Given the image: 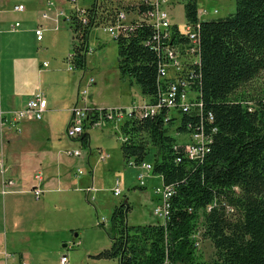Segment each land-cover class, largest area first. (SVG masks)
Listing matches in <instances>:
<instances>
[{
	"label": "trees",
	"instance_id": "1",
	"mask_svg": "<svg viewBox=\"0 0 264 264\" xmlns=\"http://www.w3.org/2000/svg\"><path fill=\"white\" fill-rule=\"evenodd\" d=\"M147 1L112 6L114 0H93L83 12L71 13L73 66L85 68L94 27L115 24L119 11L141 17L151 7ZM179 1L186 22L198 25L200 64L192 67L193 77L187 72L184 79L200 106L186 112L162 108L119 125L127 163H142L152 147L159 149L152 173L173 188L169 214L163 224L128 225L130 205L122 202L110 216V246L91 257L117 264H264V90L250 86L264 70V0H235L233 13L211 20L199 19L197 0ZM127 24L114 37L118 71L156 102L165 40L154 39L147 23L131 18ZM171 32L172 46L185 55L188 37L177 24ZM91 118L94 122L97 115ZM197 132L207 139V151L192 159L186 145L189 134ZM81 136L88 145L89 134ZM200 217L202 236L214 250L209 261L195 256L193 233Z\"/></svg>",
	"mask_w": 264,
	"mask_h": 264
},
{
	"label": "crops",
	"instance_id": "2",
	"mask_svg": "<svg viewBox=\"0 0 264 264\" xmlns=\"http://www.w3.org/2000/svg\"><path fill=\"white\" fill-rule=\"evenodd\" d=\"M51 1L48 10L47 0H0V108L3 111L19 109L36 92H40L47 101L44 119L24 120L19 123L18 130L0 124V166L6 170L4 174L0 172V194L6 197V223L0 231V264H48L46 257L50 252L57 256L67 255L59 249L60 243H63L62 247L72 250L81 242L76 244L73 238L68 240L69 232L73 237L80 233H73L74 229L64 225L61 219H55L57 222L50 227L45 224L36 225V211L46 213L50 203H55L54 208L59 206L57 203H71L73 199L78 203L82 193L87 198L93 189V171L88 185L89 180L77 175L72 168L73 161L67 159V155L78 156L68 154L70 150L64 149L55 134V113L67 112L69 107L77 104L80 90L62 61L63 55L48 54L46 47L41 45L43 34L41 40L36 38L35 30L38 27L43 30V23L52 20L49 11L57 14L60 9ZM19 4L23 5L22 10L15 9ZM35 12L37 15L34 17ZM43 13L48 14L47 18H43ZM19 15L22 18L17 19ZM54 20L57 22L56 18ZM68 117L66 127L71 112ZM81 137L72 138L70 142L77 139L81 141ZM102 152L106 153L98 149L100 158ZM106 155L105 159L109 157L108 153ZM73 172L76 177L71 175ZM37 173L42 176L40 182L34 178ZM156 176L152 175L151 178ZM6 177L16 182V188L2 194L1 181ZM158 179L159 183L156 181L150 184L152 190L162 182L160 176ZM37 186L42 189L38 198L33 192ZM35 230L51 234L46 235L48 239L39 237L34 248H27L31 241L28 233ZM110 244L109 238L108 244L83 249V258L75 264H108L112 259H96L91 256L108 248ZM48 247L51 251H48ZM56 264H59V259Z\"/></svg>",
	"mask_w": 264,
	"mask_h": 264
},
{
	"label": "rangeland",
	"instance_id": "3",
	"mask_svg": "<svg viewBox=\"0 0 264 264\" xmlns=\"http://www.w3.org/2000/svg\"><path fill=\"white\" fill-rule=\"evenodd\" d=\"M53 1L60 9L57 14H55V11H49L52 20L43 23V41L41 45L46 47L48 54L63 55L62 61L67 71H69V75L79 85L80 95L77 104L81 106L84 104L94 105L97 108L106 109L126 108L132 102L151 103L147 97L142 100L143 95L137 84H130L128 79L121 78L117 67V46L114 38L103 25L94 27L89 34L85 68L79 69L73 66L70 56L74 43L68 18L75 10L81 12L83 7H89L93 0ZM124 1L130 0H114L112 6H118V3ZM197 5L201 20L224 18L235 11V0H197ZM164 8L169 13L170 18L178 24V27L184 30L187 23L182 3L179 0H167ZM36 13H34V17L37 15ZM19 16L17 19L22 18L21 15ZM54 18L57 19V22ZM133 18L137 19L138 17L133 14ZM167 68L168 76L176 75L173 67L166 66ZM250 86L255 91L264 90V70L254 78ZM188 97H192V94H189ZM72 107H69L70 109L68 108L67 112L55 113L53 120L55 134L59 137L60 143H63L64 149L80 151L78 157L66 154L67 159L73 161L72 168L77 175L85 176L89 180L88 185H90L91 170L93 171V189L89 192L87 198L85 193H82V198L78 203L73 199L71 203H57L59 206L56 208L53 207L55 203H50L46 213L36 211L35 222L36 225L45 224L50 227L57 222L55 219H61L64 225L71 226L74 229L73 233H80L77 237H73L69 232L70 237L68 240L73 238L76 244L78 241L81 242L74 246L72 250L62 247L63 243H60L59 246L61 251L67 253L69 263L75 264L83 258V249H93L105 243L108 244L107 231L111 226L110 215L112 209L122 202L127 201L130 205L126 218L128 225L161 224L162 220L153 215V208L157 204V199L150 187V184L158 182V175L151 178L152 175L156 174L152 172L148 174L142 165L152 164L154 158H159V149L152 147L142 163L137 165L128 164L123 159L120 150L122 136L119 125L123 120L116 122L103 121L99 124L89 125L84 129V132L89 134V145L82 144L79 139L71 141L73 142L71 145L70 139L72 140V138H68L64 129L69 120L68 116ZM42 119H44V114ZM178 138L184 139L183 136ZM98 149L104 150L109 154V157L102 160L98 156ZM139 174H143L142 186L137 179ZM71 175L76 177L74 172ZM116 179L121 180L119 186L121 193L119 195L113 193ZM5 199V195L0 194V231L6 223ZM80 201H82L81 206ZM200 220L201 217L199 218L197 230L193 233L195 256L198 260L209 261L213 257L214 250L210 240L202 236ZM28 234L31 241L28 243L27 248H34L39 237L48 239L46 235L51 233L35 230V232ZM8 235L10 237V234ZM6 248L10 250L9 247ZM48 251H51L50 247H48ZM60 255L57 256L50 252L46 257L48 264H56L61 257ZM107 263L116 264L114 260Z\"/></svg>",
	"mask_w": 264,
	"mask_h": 264
},
{
	"label": "built area",
	"instance_id": "4",
	"mask_svg": "<svg viewBox=\"0 0 264 264\" xmlns=\"http://www.w3.org/2000/svg\"><path fill=\"white\" fill-rule=\"evenodd\" d=\"M167 0H148L147 3L151 5L143 15V19L147 22H150L155 33L156 40H165L161 45L162 49V59L159 62V73H158V85H159V97L156 102L143 103V102H134L131 103L126 108H97L92 105L84 104L78 105L75 104L71 109V119L66 127V134L70 138H75L81 135L84 132V126L86 125H95L100 122H116L126 119H143L148 116H153L158 114L162 108H167L170 112H186L190 108L195 106H200V103L197 102V94L189 87L188 82L185 81L186 73H189V76L193 77L194 74L192 67L194 65L200 64V56L198 51L199 41H198V32L196 26L189 23L186 24V30L182 32L189 39L188 50L185 55L182 54L178 48L173 47L169 34L171 31L169 13L164 8V4ZM48 10L52 5L51 0H47ZM16 10H22L23 5L19 4L15 6ZM81 12H83L81 10ZM43 18H47L48 14L43 13ZM127 14L124 11H119L117 14V21L112 25H104L110 32L113 37L118 36V30L122 24H125ZM138 17V16H137ZM136 20H139L137 18ZM18 25V23H16ZM37 40L42 39V28L38 27L35 30ZM46 65V63H44ZM166 66H171L176 72V75L168 76V68ZM189 94H192V97H188ZM47 108V101L40 92L34 93L22 107L19 109L11 111H3L0 108V124L1 126H7L8 128L19 129V123L24 120H40L44 111ZM97 115V119L93 122L92 116ZM168 118L166 119V121ZM195 141H194V140ZM191 143L186 145V153L192 159L200 157L204 152L207 151L206 143L207 139L204 137L203 133H195L193 138L190 140ZM68 154L74 156H80L79 150L68 151ZM107 157L106 153H101V159ZM147 168L151 169V165H146ZM5 168L1 165L0 172L6 173ZM34 178L40 182L42 176L40 173H37ZM142 182V178L140 179ZM120 180H115V187L113 189L114 195H119L120 191ZM16 182L10 178H3L1 181V193L5 194L16 187ZM157 188V191L161 193V198H159L158 203L153 208V215L160 218L164 223L169 214V198L173 193L172 186H164ZM37 198L42 193L40 187H35L33 189ZM59 264H69L68 257L66 255H61L59 259Z\"/></svg>",
	"mask_w": 264,
	"mask_h": 264
},
{
	"label": "bare ground",
	"instance_id": "5",
	"mask_svg": "<svg viewBox=\"0 0 264 264\" xmlns=\"http://www.w3.org/2000/svg\"><path fill=\"white\" fill-rule=\"evenodd\" d=\"M82 11H84V10L82 9ZM125 13H126V12H125ZM126 14H127V13H126ZM131 18H133V14H131V13H130V14H127L126 21H125L126 24H122L119 28L116 29V30H118V35H119L120 31L122 32V30H125V28L129 26V24H127V22H129V21L131 20ZM138 18H139V21H142V22H144V23H147V24H149V25L152 27V25L150 24V22H147L146 20H144L142 16L140 17V15H138ZM199 19H200V17H199ZM169 20H170V24H171V25H170V28H172L173 23H172V19L170 18V16H169ZM103 26H104V25H103ZM179 29H180V28H179ZM185 30H186V27H185L184 30H181V29H180L181 33L184 32ZM107 31H108V30H107ZM111 36H112V35H111ZM171 36H172V32L170 31L169 39L171 38ZM112 37H113V36H112ZM113 38H114V37H113ZM194 134H195V133H191V134H189V136H190L191 138H193ZM193 140H194V139H193ZM194 141H195V140H194ZM128 164H133V163L130 162V163H128ZM142 165H143V168L147 170V173H150V172L152 171V166H151V169L146 167V165H149V164H142ZM150 165H151V164H150ZM141 178L143 179V174H139V175L137 176V179L139 180V182H140V179H141ZM142 182H143V180H142ZM161 184H163V183L161 182L159 185H156V186H154V188H153V192H154V194L157 196V199H158V200H159V198H161V193L157 191V188L161 187V186H160ZM140 185L142 186L143 183L140 182ZM164 186H167V185H164ZM33 192H34V191H33ZM34 195H35V197L37 198L35 192H34ZM158 200H157V203H158ZM162 224H163V222H162ZM63 255H66V254H63ZM66 256H67V255H66ZM67 257H68V256H67ZM68 260H69V258H68Z\"/></svg>",
	"mask_w": 264,
	"mask_h": 264
}]
</instances>
